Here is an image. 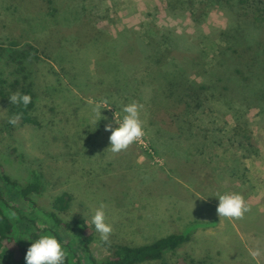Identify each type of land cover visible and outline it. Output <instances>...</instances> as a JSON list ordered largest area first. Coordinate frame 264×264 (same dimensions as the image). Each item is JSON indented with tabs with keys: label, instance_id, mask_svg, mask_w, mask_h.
<instances>
[{
	"label": "rangeland",
	"instance_id": "1",
	"mask_svg": "<svg viewBox=\"0 0 264 264\" xmlns=\"http://www.w3.org/2000/svg\"><path fill=\"white\" fill-rule=\"evenodd\" d=\"M166 5L167 0H0V90L7 95L0 97L1 171L20 184L33 172L41 175L44 189L34 200L45 210L69 193L71 206L62 219L82 218L93 228L90 251L96 260L118 245L139 247L182 234L190 242L162 262L143 264H180L181 258L182 264H264V68L261 60L255 67L248 62L252 48L264 59V6L247 0L239 8L214 7L196 28L187 13L171 16ZM75 7L83 12V24L71 20L68 11ZM252 28L258 29L254 36ZM164 29L175 34L178 48L151 51L163 44L157 35ZM127 31L151 51L142 66L118 62L128 52L121 46ZM241 35L246 60L222 56ZM26 47L33 48L31 58L10 52ZM154 59H160L158 67ZM186 61L184 82L196 89L204 85L207 92L195 90L202 103L189 118L195 133L181 135L175 120L183 103L151 104L148 80L153 68L162 70L159 83ZM119 71L125 83L116 77ZM146 81L144 100L139 87ZM22 90L35 95L36 126L20 119L9 123L19 107L9 95ZM133 101L143 105L146 134L114 153L105 126L117 127L115 118L121 120V109ZM237 109L252 143L243 144L244 132L233 130ZM228 193L246 201L249 210L242 217H219L217 196ZM101 203L112 227L107 241L91 222Z\"/></svg>",
	"mask_w": 264,
	"mask_h": 264
},
{
	"label": "trees",
	"instance_id": "2",
	"mask_svg": "<svg viewBox=\"0 0 264 264\" xmlns=\"http://www.w3.org/2000/svg\"><path fill=\"white\" fill-rule=\"evenodd\" d=\"M245 1L247 0H167L166 10H169V15L176 17L177 15L184 16L186 15L185 13H187L195 24V27L199 28L207 20L209 9L218 7L230 8L237 5L239 8V6L243 7ZM254 1L264 6V0ZM68 12L71 15V20L74 19L78 22H83V12H80L78 7L72 10L70 9ZM176 12H179V14H175ZM260 18V15L255 16V21H261ZM70 22L71 21L68 20L67 23L71 24ZM241 29H243V27H241ZM257 30L256 28L248 29L249 34L252 36H254ZM127 32L128 33L123 32L121 34L123 36L121 39V46L123 45V49L128 48V52L125 56L118 58L119 64L124 68L142 66L145 64V59L149 60L150 55L148 53L151 51L160 53L164 46L168 49L178 48L175 42L179 40L176 38L175 34L165 29L157 35L163 40V44H156L154 50L151 51L148 48L146 49L145 43H141L135 33L132 32L131 36V33L129 31ZM249 34L247 32V35ZM218 36L222 39V37L225 36L224 31H220ZM128 37L130 40H127ZM252 43L254 42L250 41L247 45ZM147 45L151 47L152 44L149 43ZM233 46L227 47L222 56L228 59L233 55L237 57L239 62L246 60V50L243 47V35L235 39ZM143 49L147 52V56L145 57H143ZM32 50L33 48L26 47L24 50H18V52L11 49L10 52L13 55H22L31 58L30 51ZM230 52H232V54H230ZM257 54L258 49L252 48V56L248 62L253 63L255 67L256 63H260L261 60L263 61L264 68V59H258ZM154 60L153 63L158 67L160 59ZM189 64V61L184 62L183 66H180L176 72H169L167 76H163L165 82L164 78L161 77L163 80L159 83L158 78L162 76V70L153 68L150 80H148L149 84H151L153 93L152 101H150V103L152 102L151 104L157 106L156 104L160 99L161 103L171 99H176L179 104L183 103L184 111L177 114L175 120L176 123L179 122L178 124H181L179 127L177 124L180 134L186 132L189 134L195 133L192 125L193 123L189 118H192V115H194L197 109H201L202 103L197 101V96L194 93H196L195 90L207 92V88L204 85L197 86L196 89L193 85L189 84V82H184V75L186 73L185 68ZM127 70L128 69H125L123 72L125 73ZM121 73L122 72L119 71L116 77L118 80L125 83V75ZM148 81L145 82L144 88H142V86L139 87L144 100L146 98L148 99V91L146 92ZM0 84L2 85L3 82H0ZM21 93L29 94L31 96V102L26 107L20 105L16 108L17 114L20 115V120L23 124L36 126L39 123L33 116L35 110V95L30 90H22ZM0 97H7L3 90H0ZM195 101L197 102L194 103ZM145 102L148 103V100ZM238 109L235 110L238 112H235L236 124L233 130L237 133H235L236 135L239 134L238 130L244 132L242 134L243 144L248 142L252 143L250 141L251 134L248 130L247 132L245 129L242 130L241 123H239L238 116L241 114L238 113L241 112ZM243 144L241 143L242 146ZM229 171H231V176L236 174L233 173L234 168ZM43 189L42 176L37 174V172H33L30 180L25 184H20L18 181L4 174L0 166V264H26L25 256L32 241L44 234H51L62 243L66 251L65 264H143L148 262H162L167 253L175 252L183 244L190 242L191 238L189 235L171 234L157 239L151 244L139 247L118 245L105 259L96 260L90 251V246L95 239L93 228L82 218H76L73 219V221L62 219V215L66 214L71 206L72 196L69 193H62L53 199L51 209L45 210L39 207L34 200L36 196L42 194ZM29 238L30 240H25ZM178 262L180 264L184 263L182 258L179 259Z\"/></svg>",
	"mask_w": 264,
	"mask_h": 264
},
{
	"label": "clouds",
	"instance_id": "3",
	"mask_svg": "<svg viewBox=\"0 0 264 264\" xmlns=\"http://www.w3.org/2000/svg\"><path fill=\"white\" fill-rule=\"evenodd\" d=\"M10 104L26 107L31 102L29 94L14 92L9 96ZM143 105L133 101L124 105L121 109L124 113L121 120L115 118L117 127L112 124L105 126L106 131H110V149L112 152H120L126 150L132 143L138 141L145 136L144 120L141 118V109ZM98 115L101 116V109H97ZM20 119V115L13 116L9 123L16 124ZM219 203L217 213L219 217H242L248 209V205L242 195L239 193H228L217 196ZM106 205L101 203L91 217V222L95 230L100 234L103 241L109 239L112 227L106 220ZM25 240H30L25 239ZM32 241V240H31ZM66 251L62 243L51 234H44L32 241L27 250L25 260L26 264H65Z\"/></svg>",
	"mask_w": 264,
	"mask_h": 264
}]
</instances>
